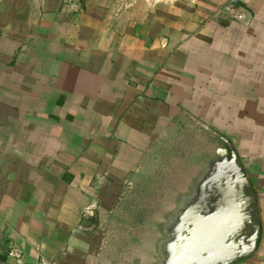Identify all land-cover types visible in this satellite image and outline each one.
I'll use <instances>...</instances> for the list:
<instances>
[{"label": "crops", "instance_id": "0c3cea01", "mask_svg": "<svg viewBox=\"0 0 264 264\" xmlns=\"http://www.w3.org/2000/svg\"><path fill=\"white\" fill-rule=\"evenodd\" d=\"M183 132L232 147L264 209V0H3L0 264L83 255L99 202ZM263 229L228 264H264Z\"/></svg>", "mask_w": 264, "mask_h": 264}, {"label": "rangeland", "instance_id": "374dc122", "mask_svg": "<svg viewBox=\"0 0 264 264\" xmlns=\"http://www.w3.org/2000/svg\"><path fill=\"white\" fill-rule=\"evenodd\" d=\"M184 135L175 144L180 147H166L129 192L99 202L115 208L83 226L84 256L66 251L60 264H221L238 257L230 251L250 248L237 235L246 228L244 207L250 206L251 218L264 217L255 189L260 179L249 176L251 170L219 138L209 139L217 149L209 153V145L199 143L205 135L197 132L196 145ZM247 188L255 191L258 210Z\"/></svg>", "mask_w": 264, "mask_h": 264}, {"label": "water", "instance_id": "95a60500", "mask_svg": "<svg viewBox=\"0 0 264 264\" xmlns=\"http://www.w3.org/2000/svg\"><path fill=\"white\" fill-rule=\"evenodd\" d=\"M230 10H232L233 14H236V15H239L240 17H243V15H241L242 14L241 11L244 12V8L235 7V8H232ZM247 190H248L247 193L248 194H252L253 197H254V198L252 197V200L254 201V203L252 202V204H254V209L258 210V205H257V201H256L255 191H253V190L251 191V189H249V188H247ZM238 192H239V190H238ZM243 200L244 199H242V201L239 202V203L241 204L243 202ZM245 202H246V200H245ZM241 205H239V206H241ZM251 207L253 209V206H251ZM244 209L246 210V215H244L243 220H241V224L243 223V227H246V228L242 231L243 233L237 235V237H239V239L238 238L237 239L240 242L247 243L248 245H247L246 248H248V247H250V248L249 249H245L244 248L242 250H238V252L237 251H230L231 253L232 252L238 253V257L243 256V255H247V254H250L251 252H253L258 246V242H259V238H260V217H258L256 220L254 218H251L252 214L249 213L250 212V206L249 207H244ZM244 214H245V211H244ZM209 252L210 251H205V254L202 255V256H208ZM238 257H236V258H238ZM233 260H230V261L229 260H225L221 264H228V263H230Z\"/></svg>", "mask_w": 264, "mask_h": 264}, {"label": "built area", "instance_id": "2783aa9c", "mask_svg": "<svg viewBox=\"0 0 264 264\" xmlns=\"http://www.w3.org/2000/svg\"><path fill=\"white\" fill-rule=\"evenodd\" d=\"M3 0H0V3L2 2ZM235 7H238V2L237 1H234L232 4H231V6H230V8L229 9H232V8H235ZM231 12H232V10H230ZM233 13V12H232ZM237 17L239 16V15H236ZM91 213H92V210H91V208L90 209H88L87 210V215H91ZM11 254L12 255H14V256H20L17 252H16V250H12L11 251Z\"/></svg>", "mask_w": 264, "mask_h": 264}, {"label": "trees", "instance_id": "16d2710c", "mask_svg": "<svg viewBox=\"0 0 264 264\" xmlns=\"http://www.w3.org/2000/svg\"><path fill=\"white\" fill-rule=\"evenodd\" d=\"M88 219H89V223H92L91 221L96 220L95 215L89 216ZM258 244H259V242H258Z\"/></svg>", "mask_w": 264, "mask_h": 264}]
</instances>
